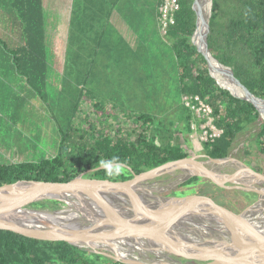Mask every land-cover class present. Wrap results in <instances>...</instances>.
I'll return each mask as SVG.
<instances>
[{
	"label": "trees",
	"instance_id": "trees-1",
	"mask_svg": "<svg viewBox=\"0 0 264 264\" xmlns=\"http://www.w3.org/2000/svg\"><path fill=\"white\" fill-rule=\"evenodd\" d=\"M149 2L151 0H145V5H149ZM161 3L162 0H156L155 15L158 14ZM179 3L180 9L175 14V24L165 33H161L162 43L165 48H170L172 55V63L167 64L171 68L167 66L165 68L173 70L174 83L181 99L199 96L210 105L213 125L221 134L214 140L202 142V145L208 157L226 158L230 155L237 135L247 125L255 122L260 114L251 103L238 99L228 90L221 88L210 75L206 59L192 43L196 29L194 0H179ZM9 5L16 13L18 21L16 36L18 35L19 44L10 48L1 37L0 44L8 54L9 61L14 62V70L22 78V83L26 82L25 85L31 92L33 90L43 96L48 71L43 0H10ZM130 5L139 6V3ZM208 46L213 56L221 64L231 68L235 77L251 93L264 99V0H226L221 13L213 0ZM80 55L79 53V56H73L72 59H81ZM127 56L132 58V64L136 63L138 67L142 65L140 51H129ZM137 69L135 73L133 72L134 75H138ZM127 82L129 84V81ZM89 92H79L76 114L82 102L87 99L84 98V94L88 95ZM92 105L98 114L99 105L97 103ZM174 110L178 114L173 119L167 117L170 116L168 113L160 117L146 112H131L129 116L139 129L136 130L137 133H132L136 137L123 135L120 128L112 130L111 123L107 126L111 132L107 129L100 131L94 123L87 120L86 128L77 134L79 140L72 128L64 132L58 153L50 159L0 165V186L21 180L66 183L81 173L97 169L99 160L108 159L113 155H118L122 161H126V175L109 180L104 170L100 169L87 173L86 177L127 181L132 179L134 174L138 175L187 158L188 154L180 145L174 144V141L176 134H180L181 131L186 134L192 133L194 115L183 101ZM100 118L105 120V116ZM257 137L259 151L264 155V121ZM199 179L192 178L182 186ZM221 189L223 188L220 187ZM240 193L248 195L245 192ZM60 206L57 201H44L32 205L36 209L50 210L58 209ZM0 264L121 263L101 254L78 249L66 242L42 241L0 230Z\"/></svg>",
	"mask_w": 264,
	"mask_h": 264
},
{
	"label": "water",
	"instance_id": "water-1",
	"mask_svg": "<svg viewBox=\"0 0 264 264\" xmlns=\"http://www.w3.org/2000/svg\"><path fill=\"white\" fill-rule=\"evenodd\" d=\"M206 4L210 5L208 15L203 11ZM212 9L213 0H194L192 43L206 59L218 85L251 103L263 116L264 99L251 93L209 49ZM199 157L170 162L134 174L127 181L87 178L94 169L66 183L21 180L2 185L0 230L66 242L121 264H186L188 260L199 264H264V175L229 156L213 159L206 155L204 161ZM230 163L240 170L224 172L223 167ZM177 170L181 173L174 186L153 189L146 184ZM195 177L218 187L255 193L258 199L235 213L204 198L160 195ZM225 182L235 185L224 186ZM44 201H57L61 206L55 210L32 207Z\"/></svg>",
	"mask_w": 264,
	"mask_h": 264
},
{
	"label": "rangeland",
	"instance_id": "rangeland-1",
	"mask_svg": "<svg viewBox=\"0 0 264 264\" xmlns=\"http://www.w3.org/2000/svg\"><path fill=\"white\" fill-rule=\"evenodd\" d=\"M9 1L0 0V20H2V22L0 21L2 24V26L0 25V37L10 48H14L19 44H17L18 35L16 36L18 21H16V13L10 7ZM215 3L221 13L225 8L226 0H215ZM64 4L65 0L62 3L58 0H44L48 71L43 96L33 90L29 92V88L22 82L14 86L13 93L12 83H9L8 78L0 81V165L12 164L15 161L38 162L50 159L51 156L58 153L64 132L72 128L75 137L79 140L77 134L81 129L86 128L87 120L94 123L100 131L107 129L111 132V129L107 127L108 123H111L112 130L120 128L123 135L132 136L134 135L132 133H137L139 129L129 116L131 112H146L160 117L164 113H168L170 116L167 117L172 119L178 114L174 109L180 106L183 99L177 92L173 70L165 68L166 66L171 68L167 65L172 63L170 48L158 44L159 49L157 50L158 46L155 43L147 44L146 50L140 52L142 65H139L136 70L140 76L133 74L135 69H127L129 84L120 86L116 83L118 77L114 74L115 65L118 62L116 63L111 57H108L106 62L98 60V58L94 63L88 58L72 59L73 54L77 52L64 45L66 40L71 41V36L70 38L66 37V35H70L66 25L70 14L65 11H57L60 6L65 8ZM139 8L144 12H151L148 28L155 30L156 0H151L149 5H140ZM133 11L137 12L136 9L129 8L128 43L147 38L156 40L157 35L150 36L151 32H147L142 27V24L147 25L145 22L148 19L147 14L141 16L138 12L139 18H137ZM117 41L113 42L112 49L119 44ZM88 53L86 51L85 56ZM0 60H5V62L10 60L1 44ZM167 60L169 62H166ZM64 61H66L65 64L62 63ZM124 61L123 58L122 62L124 63ZM129 62L132 63L133 60L127 56L126 63ZM2 70L9 69L3 68ZM105 78L108 83L104 82ZM80 91H84V93L90 91L93 94L90 92L88 95L84 94V98L87 99L82 102L80 110L76 114ZM95 103L100 107L98 114L92 108V104ZM101 116H105V120H101ZM262 121L264 118L260 115L255 122L247 125L237 135L229 157L245 163L254 171L264 175V155L259 151L257 137ZM176 135L174 144L180 145L188 157L200 156L198 159L200 161L206 159V152L202 145L205 138L199 128L192 129L190 134L181 131ZM229 165L223 167V170L232 174L237 170V167L234 164ZM179 172V170L165 172L163 175L147 181L146 184L153 189H167L177 183V176L181 173ZM246 181L249 180L246 179ZM183 184L160 193V195L196 200L204 198L235 212L242 211L258 199V196L252 192H246L248 195H245L236 189L220 190V187H216L205 178H200L192 184L182 186ZM228 185L232 184L228 183ZM184 262L199 264L191 260Z\"/></svg>",
	"mask_w": 264,
	"mask_h": 264
},
{
	"label": "crops",
	"instance_id": "crops-1",
	"mask_svg": "<svg viewBox=\"0 0 264 264\" xmlns=\"http://www.w3.org/2000/svg\"><path fill=\"white\" fill-rule=\"evenodd\" d=\"M60 1L62 3L63 0H58V2ZM133 3H139V6H144L145 0H65V8L60 6L57 10L58 12L65 11L67 14H70L69 20L66 22L69 30L68 34L70 35H66V37L70 38L71 36V41L66 40L67 43L65 41L64 45H67L68 48L70 47L72 50L77 52L73 56H79L80 53L82 58H88L93 63L98 58V60L106 62L107 58L111 57L116 61V63L118 62L117 65H115L116 71L114 74L118 77L116 83L119 85H126L128 83V70L130 68H138L136 63H126V57L129 51L138 50L143 52L146 50L145 46L147 44L151 45L155 43L157 46L158 44L163 46V38L160 32L158 14L155 15L154 20V24L156 25L155 30L154 28H148V23L151 21V19H149V17L152 16L151 13L147 11L144 12L139 8V6L135 7L130 5ZM129 8L137 10V12L133 11L137 18H139L138 12L141 16H143V14H147L148 19L145 21L147 22V25L142 24V27H144L147 32H151L150 36L153 37L154 35H157L158 38H156V40L147 38L146 40L139 39L135 42L133 41L128 43L127 23L129 20ZM116 40H118L117 42L119 44L117 47L112 49L111 46ZM156 49L158 50L159 46ZM86 51L89 52L87 56H85ZM122 53H124L123 57ZM123 58L125 59L124 63L122 62ZM62 63L65 64L66 61ZM72 63L75 65L74 61H72ZM14 66L13 61L8 60L5 62V60H0V81L8 78V81H10L9 83H12L13 93L15 91L14 86H16L17 83L22 82V78L18 76L17 72L14 70ZM3 68H8L9 70H2ZM107 81L108 80L105 78L104 82L108 83ZM23 84L25 85V83Z\"/></svg>",
	"mask_w": 264,
	"mask_h": 264
},
{
	"label": "built area",
	"instance_id": "built-area-1",
	"mask_svg": "<svg viewBox=\"0 0 264 264\" xmlns=\"http://www.w3.org/2000/svg\"><path fill=\"white\" fill-rule=\"evenodd\" d=\"M179 9V0H162L158 9L159 27L162 34L175 24V14ZM183 103L193 112L194 121L191 127L193 130L200 129L205 138L204 142L214 140L220 136L221 131L213 125L212 108L210 105L202 101L199 96L193 98L184 97Z\"/></svg>",
	"mask_w": 264,
	"mask_h": 264
},
{
	"label": "clouds",
	"instance_id": "clouds-1",
	"mask_svg": "<svg viewBox=\"0 0 264 264\" xmlns=\"http://www.w3.org/2000/svg\"><path fill=\"white\" fill-rule=\"evenodd\" d=\"M126 161H122L118 155H113L108 159H101L98 161V168L103 169L106 177L109 180L117 179L121 175H126Z\"/></svg>",
	"mask_w": 264,
	"mask_h": 264
},
{
	"label": "bare ground",
	"instance_id": "bare-ground-1",
	"mask_svg": "<svg viewBox=\"0 0 264 264\" xmlns=\"http://www.w3.org/2000/svg\"><path fill=\"white\" fill-rule=\"evenodd\" d=\"M209 8H210V5L209 4H206L204 7H203V11H204V13H205V15H208V13H209ZM233 92L235 93V94H240V92H238L237 90H234L233 89ZM263 118H264V113H263ZM231 165V164H230ZM229 165V166H230ZM233 165V164H232ZM240 170V169H239ZM180 173V172H179ZM179 175V174H178ZM176 178V177H175ZM166 186V185H165ZM159 187V186H158ZM161 188V187H160Z\"/></svg>",
	"mask_w": 264,
	"mask_h": 264
},
{
	"label": "flooded vegetation",
	"instance_id": "flooded-vegetation-1",
	"mask_svg": "<svg viewBox=\"0 0 264 264\" xmlns=\"http://www.w3.org/2000/svg\"><path fill=\"white\" fill-rule=\"evenodd\" d=\"M243 163V162H242ZM230 164H233V163H230ZM245 164V163H244ZM235 165V164H234ZM246 165V164H245ZM237 168V170H235L234 171V173L235 172H237L238 170H239V167L237 166V165H235ZM248 166V165H247ZM250 167V166H249ZM251 168V167H250ZM252 170H254L253 168H251ZM258 173V172H257ZM233 174V173H232ZM200 180V179H199ZM211 182V181H210ZM212 183V182H211ZM225 183H227V184H225ZM224 183V186H233L234 184L233 183H231V182H225ZM228 183H230V184H232V185H228ZM213 184V183H212ZM215 185V184H214ZM223 189H227V188H223ZM237 190V189H236ZM239 191H241V190H239ZM241 192H244V191H241ZM246 193V192H245ZM255 194V193H254ZM256 196H258L257 194H256Z\"/></svg>",
	"mask_w": 264,
	"mask_h": 264
}]
</instances>
